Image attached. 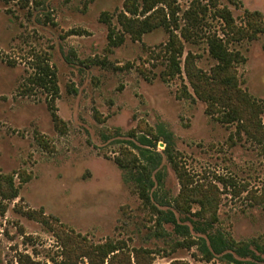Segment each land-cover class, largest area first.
<instances>
[{
	"label": "rangeland",
	"instance_id": "374dc122",
	"mask_svg": "<svg viewBox=\"0 0 264 264\" xmlns=\"http://www.w3.org/2000/svg\"><path fill=\"white\" fill-rule=\"evenodd\" d=\"M125 1L0 0V174L19 191L14 200L0 194V264H30L27 257L99 264L95 253L81 257L82 239L92 247L121 246L104 264H238L229 255L264 264V144L246 135L247 123L208 114L185 71L188 52L203 73L215 66L206 38L229 37L218 10L227 7L245 26V11L264 16V0H175L192 35L173 79L164 76L169 34L157 29L134 40L118 22ZM189 11L198 20H186ZM110 28L122 44L111 42ZM228 47L244 57L236 67L239 87L264 105V34ZM45 65L55 72L57 94L38 80ZM260 119L264 125V112ZM160 126L173 136L181 177L157 143L151 155L161 157L146 202L117 161L137 155L129 143L141 147V135L152 138ZM185 189L218 199L212 226L198 215L197 202L191 214L176 209ZM172 215L185 228L167 222ZM236 245L246 246L248 256L237 255Z\"/></svg>",
	"mask_w": 264,
	"mask_h": 264
},
{
	"label": "trees",
	"instance_id": "16d2710c",
	"mask_svg": "<svg viewBox=\"0 0 264 264\" xmlns=\"http://www.w3.org/2000/svg\"><path fill=\"white\" fill-rule=\"evenodd\" d=\"M235 1L237 0H230V3L236 4L234 3ZM174 3L175 0H126L124 4L125 12H122L118 16V22L122 26L123 31L129 34L134 40H140L143 35L157 29H163L169 34V40L163 50L168 61L166 71L164 72V76L167 79H173L182 73L181 59L185 51L184 41L191 40L192 35L189 23L184 26L180 24V18L178 17L179 8ZM245 14L247 17L246 25L238 27L235 18L227 7L218 10L216 17L224 22V30L228 31L227 34L229 37L227 40H223L216 33H213L206 38L209 55L216 61L215 66L209 75L203 73L195 65L196 57L191 52H188L185 59V71L194 94L200 100L207 103L208 114H217V119L225 124L238 123L243 125L242 123H247L250 125V129L246 130V135L257 143L264 144V125L260 119V115L264 112V105L239 87L236 67L244 62V57L240 52L231 50L228 47L230 42H241L244 39L255 40L259 34H264V16L262 13L259 11L249 12L247 10ZM197 18L198 16L193 11L185 13V19L190 20L192 23L198 20ZM177 32L180 33L177 34ZM109 38L115 45L122 44L124 41V37L117 36L115 29L112 28H110ZM41 70V76L38 77V80L43 82L42 87L47 89L48 92L57 94L58 89L55 83L54 70L49 65L41 67ZM185 96L191 97L187 91ZM53 119L59 122L56 115L53 116ZM157 131V135L153 133L151 136L153 139L150 138L149 134L151 133L141 135L139 138L141 147L135 143L128 144L132 150L138 151V156L132 155L130 152V160L118 159L117 161L118 166L122 170L128 171L124 174V180L135 184L140 197L146 202L151 201L150 194L155 185L153 174L158 167L161 157V155L156 154L158 160L154 156L153 160L151 155L153 151H151V148L163 142L165 144L163 152L166 154L167 160L181 177L177 162L171 153V147L174 143L172 134L167 133L162 126ZM143 160L150 163L141 165L140 161L143 162ZM160 178L156 177V181L159 182L161 180ZM181 180L183 182L184 178L182 177ZM0 194L6 199L14 200L18 198V188L14 185L13 179L10 176L0 174ZM174 202L176 209L184 214H189L191 204L197 202L202 208L198 215H202V218L205 219L204 224L212 226L217 221L216 209L218 199L212 194L203 193L202 189H185ZM172 216V219H166L167 222L172 223L175 228H185L178 225L175 216ZM76 237L79 238L78 235ZM82 240H80L81 243L87 246L85 253L81 257L91 259L93 258L91 254L95 253V258L99 260V264H104L108 256L117 250H121L119 244L111 241L103 245L93 246V248L92 245ZM65 241L66 238L64 237L63 244ZM203 246L204 253L208 255V259H212V251L206 245ZM65 248L67 250L66 246ZM214 252L219 254L221 251L215 249ZM235 252L240 256H248L249 254L246 246L238 247ZM228 257L230 260L241 264L232 255ZM27 259L30 264H40L31 261L29 257ZM111 263L114 262L111 261Z\"/></svg>",
	"mask_w": 264,
	"mask_h": 264
}]
</instances>
